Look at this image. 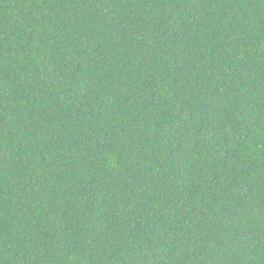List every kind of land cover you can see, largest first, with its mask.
<instances>
[{"label": "trees", "instance_id": "obj_1", "mask_svg": "<svg viewBox=\"0 0 264 264\" xmlns=\"http://www.w3.org/2000/svg\"><path fill=\"white\" fill-rule=\"evenodd\" d=\"M0 264H264V0H0Z\"/></svg>", "mask_w": 264, "mask_h": 264}]
</instances>
